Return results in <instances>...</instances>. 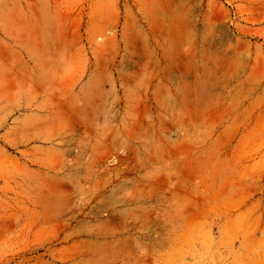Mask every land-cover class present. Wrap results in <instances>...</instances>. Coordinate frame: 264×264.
<instances>
[{
	"label": "rangeland",
	"instance_id": "rangeland-1",
	"mask_svg": "<svg viewBox=\"0 0 264 264\" xmlns=\"http://www.w3.org/2000/svg\"><path fill=\"white\" fill-rule=\"evenodd\" d=\"M0 264H264V0H0Z\"/></svg>",
	"mask_w": 264,
	"mask_h": 264
}]
</instances>
